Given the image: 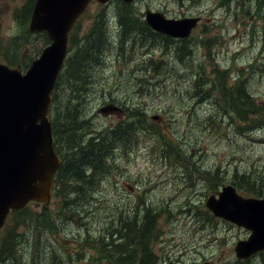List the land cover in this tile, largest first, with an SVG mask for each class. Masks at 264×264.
I'll list each match as a JSON object with an SVG mask.
<instances>
[{"label":"rangeland","instance_id":"374dc122","mask_svg":"<svg viewBox=\"0 0 264 264\" xmlns=\"http://www.w3.org/2000/svg\"><path fill=\"white\" fill-rule=\"evenodd\" d=\"M25 3L26 0H0V62L6 57L15 62L22 56L27 65L48 44L44 33L27 34L28 21L23 23L21 16H16ZM147 9L170 18L199 17L200 22L186 41L151 33L143 25L142 32L136 34L132 27L127 29L133 24L121 28L117 23L121 12H131L137 22L143 20ZM21 13L20 10L18 14ZM75 26L67 61L71 64L76 46H89L88 61L83 64L88 78L80 79L81 75L74 82L69 68L65 72L64 66L55 90L59 103L71 96L69 89L76 85L83 101L80 114L90 118L89 127L93 124L101 130L113 126L118 119L116 115L103 117L109 114L97 110L106 99L142 108L146 112L145 124L158 129L166 142L179 147L180 152L190 150L197 170H192L191 182L187 181V169L181 160H163L153 155L151 145L155 139L138 136L129 153L112 162L118 171L123 166L127 184L113 172L100 175L102 181L95 197L79 208L85 213L82 226L74 217L65 220L58 213L56 197L42 213V206L32 202L30 210L40 214L45 226L38 232L30 225H20L14 254L0 249V264H51L53 256L61 259L67 254L74 264H88L98 257L89 242L115 227L111 211L117 203L129 201L128 206L140 203L138 216L139 212L144 215L148 204L165 210L158 217L160 239L151 243L157 264L170 260L203 264L205 259L212 264H264V252L236 260L234 245L250 232L213 216L205 207L206 198L227 183L233 171L264 178V143L258 141L264 138V129L250 134L240 132L234 124L240 122L231 121L228 115L224 118L210 95L206 99L200 98L201 94L199 98L191 97L197 73L214 78L213 71L218 68L227 72L228 85L242 72L248 78L249 93L264 106V0H135L130 4L122 0L103 4L92 1ZM95 44L96 48L90 46ZM215 97L221 103L216 92ZM57 98L58 95L55 101ZM155 115L158 119H152ZM209 118L215 120V125L209 124ZM208 172L223 174L221 181L225 180L217 187L214 178H204ZM240 191L248 196L246 191ZM13 220L10 218L0 231V246Z\"/></svg>","mask_w":264,"mask_h":264},{"label":"trees","instance_id":"16d2710c","mask_svg":"<svg viewBox=\"0 0 264 264\" xmlns=\"http://www.w3.org/2000/svg\"><path fill=\"white\" fill-rule=\"evenodd\" d=\"M33 3L34 0H26V3L18 9L16 16H21L23 23L28 21ZM20 10L22 13L18 14ZM104 17H101V20ZM133 17L135 16H132L129 11L119 13L122 22H134ZM26 33H30L28 29ZM125 33L127 31H124ZM83 39H87L86 35ZM168 39L171 38L168 37ZM45 41L48 43L47 37H45ZM204 41L208 42V40ZM88 48L90 49L85 44L76 46L71 64L67 61L68 57L66 58L64 71L66 72L69 68V76L75 78L74 82H77L81 75L82 78L80 79L87 81L88 75L83 64L88 61ZM213 72L216 74L214 78L204 77L197 73V78L193 81L192 89L194 91H192L191 97L199 98L198 95L201 94L200 98L206 99L210 95V99H213L214 104L217 105V110L222 111L224 118L228 115L231 121L240 122L234 123L235 128L240 132L250 134L253 130L264 129V106L256 102L249 93L246 87L248 78L239 72L233 83L228 85L226 71L217 68ZM194 76L196 77V75ZM204 84L208 86H203ZM215 92L221 99L219 104ZM69 94L71 96L60 104L59 94L54 91V101H52L50 113L52 133L60 143L61 148L59 147V150L62 149V156H64L54 180L53 197L59 199L57 211L65 220H72L71 217H74L79 225H83L82 219L85 213L81 209L86 201L95 197L102 181L100 175L111 172H113L111 174L118 176L122 175L124 169L121 167V170L118 171L117 164L112 165V162H117L116 153L121 151L123 156L127 155L128 150L132 145L137 144V138L138 136L141 138V135L147 136L151 140L155 139L151 145L153 155L163 160H181V165L187 169V181L191 182L190 175L192 170H197L195 167L197 163L191 161L190 150H187L186 153L180 152L179 147L166 142L158 129L145 124L147 119L144 109L139 108L137 110L136 107L130 108L126 105L129 109L128 118L117 120L113 126L101 130L93 127V124L89 127L87 121L90 118L86 119L80 114L83 101L79 99L80 93L76 85L69 89ZM57 95L58 98L55 101ZM155 118L158 119V116L155 115ZM209 124L215 125V120L209 118ZM258 141L264 143V138ZM67 170L71 171L70 177L66 172ZM206 172L207 169L205 168L204 173ZM209 177L218 181L217 187L225 180L221 181L223 174L218 176L215 172H208L204 175L205 179H209ZM227 182L235 186L238 191H246L248 196H259L264 192V178H251L246 173L238 174L233 171ZM129 203L130 201L117 203L114 210L111 211V216L115 218V227L107 230L103 236L92 238L89 242L90 247L96 250L97 254L95 255L98 257H94L88 264H102L101 262L104 264L158 263L157 255L151 249V243L160 239L158 217L165 210L158 205L148 204L145 207L144 215L139 212L138 216L140 203L135 202L134 206H128ZM188 211L191 210L188 209ZM26 212L28 213L25 214ZM205 214L204 217L207 215ZM13 217V223L7 227L3 244L0 246V249L8 254L12 252L14 254L13 250L17 241L16 230L20 225H30L32 229L38 232L41 227L45 226V222L40 220V214L32 212L29 205L19 211L12 212L10 218ZM116 217L119 219L117 220ZM114 237H116L115 240ZM71 261L72 256L70 254L61 259L53 256L51 264H74Z\"/></svg>","mask_w":264,"mask_h":264},{"label":"water","instance_id":"95a60500","mask_svg":"<svg viewBox=\"0 0 264 264\" xmlns=\"http://www.w3.org/2000/svg\"><path fill=\"white\" fill-rule=\"evenodd\" d=\"M91 1L35 0L28 29L44 32L49 43L24 72L0 63V228L10 211L31 201L47 207L51 200L54 175L60 165L48 118L51 93L66 56L71 27ZM94 1L103 4L109 0ZM144 19L154 31L186 38L200 18L174 19L147 9ZM98 110L109 114L118 106L109 103ZM205 206L214 216L250 230L247 239L234 245L236 258H248L264 250V196L243 197L233 185L225 184L206 198Z\"/></svg>","mask_w":264,"mask_h":264},{"label":"flooded vegetation","instance_id":"af4514ba","mask_svg":"<svg viewBox=\"0 0 264 264\" xmlns=\"http://www.w3.org/2000/svg\"><path fill=\"white\" fill-rule=\"evenodd\" d=\"M134 2H135V0H134ZM160 12V11H159ZM164 14V13H163ZM165 15V14H164ZM166 16V15H165ZM16 19V18H15ZM117 23L121 26V28L122 27H125L126 25H127V23L128 24H133V26H130V27H128L127 29H131V27H132V30H134V31H136V34H139V32L141 33L142 32V25H143V27H144V29L145 30H147V31H149V32H151V33H155V34H160V35H162L163 37H169L168 35H165V34H162V33H160V32H157V31H154L152 28H150L149 26H148V24L146 23V21H145V19L143 18V20L140 18L139 19V21H134V22H131V23H129V22H122L121 20H120V18L118 17L117 18ZM144 21V22H143ZM95 22V21H94ZM92 23V26H94L95 25V23ZM138 22H143L140 26H136V24L138 23ZM91 25V24H90ZM197 25H198V23H197ZM197 25L191 30V33H192V31H194V29L197 27ZM21 28V27H20ZM75 28H76V26H75V24L73 25V27H72V29H71V32H70V34H73V32H75ZM153 31V32H152ZM181 40H183V39H181ZM90 46H92L93 48H96V45L94 46V45H90ZM7 58V59H6ZM6 58H4V60L2 61V62H0V63H3V64H6V65H8L10 68H13V67H16V66H19V67H21V68H24V66L26 65L23 61H22V59H23V57L22 56H19V59H17L15 62H12L8 57H6ZM54 91H55V88L53 89V93H52V101H54ZM110 94V93H109ZM109 97H110V95H109ZM108 97V98H109ZM114 103V104H116L118 107H119V110L118 111H116L115 113H111V114H109V115H103V117H111V115H116L117 117H118V119L117 120H120V119H126V118H128V112H129V109H127V107H126V103L124 102V101H122V102H117L115 99H106V101L104 102V104H106V103ZM95 115V114H94ZM53 147H54V151L56 152V154L59 156V158H60V164H61V161H62V159L64 158V156H62L63 154H62V149H61V151L59 150V147H60V143L57 141V139L56 138H54V136H53ZM61 148V147H60ZM120 153L122 154V152L120 151ZM121 154H120V156H121ZM60 166V165H59ZM121 169V168H120ZM67 172V174H68V176L70 177L71 176V171H66ZM56 177V176H55ZM39 205H41L42 206V210L40 211V213H42L43 212V204L42 203H38ZM47 208H45V210H46ZM171 261V260H170ZM169 262V261H168ZM173 262L175 263V264H180L179 263V261H175V260H173ZM167 263V262H166ZM166 263H164V264H166ZM192 264H194L193 262H192ZM203 264H212L209 260H207V259H205L204 260V262H203Z\"/></svg>","mask_w":264,"mask_h":264},{"label":"bare ground","instance_id":"6f19581e","mask_svg":"<svg viewBox=\"0 0 264 264\" xmlns=\"http://www.w3.org/2000/svg\"><path fill=\"white\" fill-rule=\"evenodd\" d=\"M101 39V38H100ZM96 45V44H95ZM68 183V182H67ZM72 208V207H71ZM70 214V213H69ZM117 229V228H116Z\"/></svg>","mask_w":264,"mask_h":264}]
</instances>
